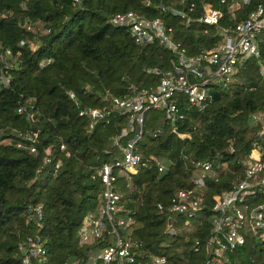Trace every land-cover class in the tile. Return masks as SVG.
<instances>
[{"label": "trees", "instance_id": "trees-1", "mask_svg": "<svg viewBox=\"0 0 264 264\" xmlns=\"http://www.w3.org/2000/svg\"><path fill=\"white\" fill-rule=\"evenodd\" d=\"M0 0V45L11 52L8 88H0V264H20L19 245L38 238L44 255L36 264H82L86 255L103 246L106 234L90 245L78 246L77 231L87 212L100 203L101 184L96 169L120 157L109 148V139L125 130L126 116H111L90 132L78 110L101 109L110 104L102 97L122 98L154 86L159 75L170 69L173 56L157 43L137 46L122 27L109 17L132 11L144 19L159 18L172 29L170 38L193 55L218 42L215 28L202 33V26L184 28L183 22L162 14L159 6L184 9L193 3L219 9L218 26L234 25L261 2L252 0L236 12L232 0ZM147 3V5H146ZM40 24L42 33L24 24ZM258 57L237 67L225 88L209 89L211 101L202 111L189 108L175 95L178 115L174 129L162 112L143 114L142 134L134 149L141 162L133 172L118 177L115 189L134 221L131 237L149 257H162L167 264H264V243L245 237L244 244L211 261L205 240L211 229V206L215 198L243 178L245 162L254 153L259 123L264 117V34L259 37ZM49 61L40 66V63ZM68 93H72L74 101ZM23 106L25 112L16 113ZM32 113L33 119L26 117ZM158 129L154 137L151 134ZM11 130L36 131L37 152L32 155L15 147ZM130 138L120 139L122 146ZM65 151H59V144ZM232 150V151H231ZM108 152V153H106ZM48 157L49 163L43 162ZM264 158V146H263ZM148 159V161H143ZM210 162L221 170L216 181L205 179L196 190L190 178L194 163ZM56 163L58 167L55 168ZM157 164L163 168L157 171ZM264 178V170L257 175ZM177 189L200 192V209L191 219L177 215L175 234L165 233V209ZM156 204L163 212L159 213ZM40 207L39 218L33 211ZM188 221L190 230L185 223ZM198 241L197 251L193 244ZM144 263L147 259L143 258Z\"/></svg>", "mask_w": 264, "mask_h": 264}, {"label": "built area", "instance_id": "built-area-1", "mask_svg": "<svg viewBox=\"0 0 264 264\" xmlns=\"http://www.w3.org/2000/svg\"><path fill=\"white\" fill-rule=\"evenodd\" d=\"M182 6L183 0H178ZM252 0H232L228 7L236 12L242 6L248 5ZM245 18L234 25L219 27L222 12L208 5H202L199 12H195V5L190 3L182 10L159 6L162 14L166 12L183 22L184 28L191 25L202 26V33L207 34L209 28H215L218 42L211 49H201L193 55H187V51L180 43L174 42L170 37L172 29L165 26L159 18L144 19L132 11L117 13L109 17V23L113 26L124 28L132 42L137 46H147L157 43L173 56L170 69L160 73L157 69L149 72L159 75L158 82L154 86L134 91L125 97H102L110 105L98 108L85 107L78 110V117L87 120V131L94 129L96 124H108L111 116H126L125 130L119 135L109 139V148L117 149L120 157L115 158L110 164L103 163L96 169V175L101 184L100 203L94 212H87L83 217L77 231L78 246L90 245L100 240L104 234L108 236L103 246L86 255L82 264H167L162 257H149L141 243L131 237V227L134 221L128 216L129 211L123 209L121 196L115 189L116 179L125 173L133 172L141 162L140 155L134 146L142 134L143 114L150 110L162 112L170 128L174 129L177 120L178 106L175 95H181L189 108L202 111L211 101L209 89L213 86L225 88L237 71L247 59L258 57L259 36L264 34V0H260ZM74 4L79 0H72ZM147 5V3H146ZM183 7V6H182ZM4 15L0 14V19ZM36 24V23H34ZM33 24H24L26 30H30ZM32 29V28H31ZM11 52L0 45V88H8L10 79L7 76L8 69L12 68ZM45 61L40 63H48ZM260 73L263 67L259 64ZM74 101L72 93L67 94ZM74 104L76 102L74 101ZM25 112L23 106L16 108L17 114ZM29 120L33 119L32 113H27ZM259 123L256 141L252 144L254 153L251 159L245 162L243 178L235 179L230 189L222 192L215 198L211 206V229L205 240L207 255L211 261L222 260L224 253L231 252L244 244L248 236L257 244L264 243V178L257 175L264 170L263 146H264V117L257 113L250 118ZM158 129L151 134L154 137ZM15 147L23 149L29 154H36L38 133L36 131L11 130ZM130 134L124 146L120 139ZM59 151L64 152L63 144H59ZM232 151V150H231ZM108 153V152H106ZM148 161L144 159L143 161ZM50 159L43 158L48 164ZM195 173L190 178L196 190L203 189L205 179L216 181L221 170L226 167L214 169L210 162L194 163ZM56 163L55 168L58 167ZM162 166L157 164V171L161 172ZM194 194L200 192L177 189L172 193L169 204L165 209V233L175 234L174 220L177 215L191 219L200 209V198ZM159 213L163 212L160 204H156ZM37 217L40 216V207L33 209ZM189 231L188 221L184 224ZM193 251H197L198 241L193 244ZM20 264H36L44 255V250L38 238L19 245ZM143 258L147 259L144 263ZM205 264H210L209 260Z\"/></svg>", "mask_w": 264, "mask_h": 264}, {"label": "rangeland", "instance_id": "rangeland-1", "mask_svg": "<svg viewBox=\"0 0 264 264\" xmlns=\"http://www.w3.org/2000/svg\"><path fill=\"white\" fill-rule=\"evenodd\" d=\"M33 29L34 31H38L40 33H42L44 31V29L42 28V26L40 24H33L30 29ZM261 38V36H259Z\"/></svg>", "mask_w": 264, "mask_h": 264}]
</instances>
